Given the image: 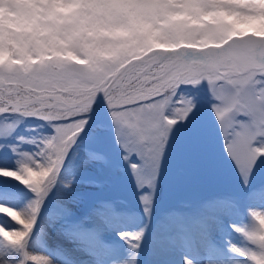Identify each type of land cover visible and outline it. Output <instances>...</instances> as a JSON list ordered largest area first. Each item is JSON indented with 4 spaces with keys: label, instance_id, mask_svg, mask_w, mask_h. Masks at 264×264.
<instances>
[{
    "label": "snow or ice",
    "instance_id": "6c2138e0",
    "mask_svg": "<svg viewBox=\"0 0 264 264\" xmlns=\"http://www.w3.org/2000/svg\"><path fill=\"white\" fill-rule=\"evenodd\" d=\"M5 4L13 7L0 17V114L39 117L54 132L36 151L20 153L16 168L0 167V176L35 194L27 210L0 203V213L22 226L0 223V264H48L29 257L25 242L98 98L124 159L139 160L130 163L138 183H150L166 147L181 164L202 142L196 105L177 96L181 84L206 83L224 149L242 176L264 157V0H0ZM184 120L183 133L169 142ZM250 215L256 227L233 228L255 247L233 248L247 264H264V211ZM121 235L135 246L141 232ZM9 250L20 258L11 260Z\"/></svg>",
    "mask_w": 264,
    "mask_h": 264
},
{
    "label": "rangeland",
    "instance_id": "374dc122",
    "mask_svg": "<svg viewBox=\"0 0 264 264\" xmlns=\"http://www.w3.org/2000/svg\"><path fill=\"white\" fill-rule=\"evenodd\" d=\"M181 94L196 105L202 142L181 164L166 147L148 184L138 183L130 167L138 158L124 159L103 100L93 104L68 150L72 163L61 167L52 191L42 198L25 242L29 257H46L48 264H242L237 258L247 263L233 246H255L233 225L251 230L257 225L250 212L264 211V157L242 176L224 149L206 83L181 84L177 96ZM39 119L0 114V167L16 168L20 153L37 150L36 142L49 135ZM186 123L173 125L169 142ZM31 193L19 181L0 176V203L27 210ZM145 194L147 203L141 200ZM47 204L63 210L65 217L46 212ZM0 223L22 227L2 213ZM129 232H141L135 246L121 235ZM7 255L13 261L20 258L15 250Z\"/></svg>",
    "mask_w": 264,
    "mask_h": 264
},
{
    "label": "trees",
    "instance_id": "16d2710c",
    "mask_svg": "<svg viewBox=\"0 0 264 264\" xmlns=\"http://www.w3.org/2000/svg\"><path fill=\"white\" fill-rule=\"evenodd\" d=\"M0 9H2V5H0ZM12 10V7H10L9 9H8V11H7V13H5L4 11H2V10H0V17H3V16H5V15H7L8 14V12L9 11H11ZM46 121L45 120H43L42 118H40L39 119V121H38V125H40L42 128L44 127V129L47 131V133L49 134V135H51V134H53V132H54V130L53 129H48V127L46 126ZM71 154L69 153V152H67V154H66V157H65V159H64V161H63V164H62V167H67V166H69L71 163H72V160H71ZM48 191H52L51 190V188H49L48 190H47V192ZM45 196V195H44ZM43 196V197H44ZM42 197V198H43ZM35 199V194L32 192L31 193V195L29 196V197H27L26 198V202H27V204L29 205L33 200ZM49 205V207L50 208H48L47 210H46V212H49V211H51V213L52 212H55L56 214H61L63 217H65V215H63L64 214V211L63 210H61L60 208H58V207H54L53 205H51V204H47V206ZM52 208V209H51ZM140 240V239H139ZM138 244V243H137ZM139 245V244H138ZM137 245V246H138ZM243 248V247H242ZM237 262H240V263H242V264H247L245 261H240V260H238V258H237V260H236ZM28 264H29V262H28Z\"/></svg>",
    "mask_w": 264,
    "mask_h": 264
},
{
    "label": "clouds",
    "instance_id": "9594fccd",
    "mask_svg": "<svg viewBox=\"0 0 264 264\" xmlns=\"http://www.w3.org/2000/svg\"><path fill=\"white\" fill-rule=\"evenodd\" d=\"M10 7H13V6L12 5H8V4H5V5L2 6V9H0V10L4 11L5 13H7L8 9Z\"/></svg>",
    "mask_w": 264,
    "mask_h": 264
},
{
    "label": "water",
    "instance_id": "95a60500",
    "mask_svg": "<svg viewBox=\"0 0 264 264\" xmlns=\"http://www.w3.org/2000/svg\"><path fill=\"white\" fill-rule=\"evenodd\" d=\"M101 99L98 98V101H100ZM95 104V103H94Z\"/></svg>",
    "mask_w": 264,
    "mask_h": 264
}]
</instances>
